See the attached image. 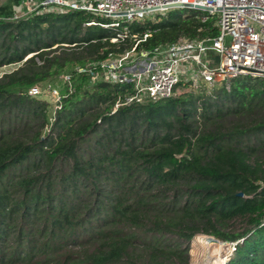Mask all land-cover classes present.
Masks as SVG:
<instances>
[{
    "label": "trees",
    "instance_id": "16d2710c",
    "mask_svg": "<svg viewBox=\"0 0 264 264\" xmlns=\"http://www.w3.org/2000/svg\"><path fill=\"white\" fill-rule=\"evenodd\" d=\"M17 3L0 5V68L17 65L0 76V264H189L197 235L238 241L226 264H264V78L123 103L131 84L73 71L147 31L138 50L215 37V18L171 9L112 42L104 17L10 19ZM65 73L55 104L28 93Z\"/></svg>",
    "mask_w": 264,
    "mask_h": 264
},
{
    "label": "built area",
    "instance_id": "2783aa9c",
    "mask_svg": "<svg viewBox=\"0 0 264 264\" xmlns=\"http://www.w3.org/2000/svg\"><path fill=\"white\" fill-rule=\"evenodd\" d=\"M66 9L84 10L108 19L101 26L119 28L112 42L128 36L127 23L171 9L205 11L207 14L200 17L203 22L215 18L219 27L215 37L181 39L150 50H138V42L150 35L147 31L142 39H135L133 35L135 42L130 49L73 68L90 82L131 84L133 92L123 103L168 98L180 82L189 83L192 88H213L241 75L264 78V0H18V8L13 10L10 19L33 11ZM60 79L71 91V75L65 73ZM44 91L55 97V101L60 99L59 87L53 83H46L42 88L31 87L28 93L38 95ZM119 104L122 103L117 102L115 107ZM237 243L222 241L230 250L225 253L227 258Z\"/></svg>",
    "mask_w": 264,
    "mask_h": 264
},
{
    "label": "rangeland",
    "instance_id": "374dc122",
    "mask_svg": "<svg viewBox=\"0 0 264 264\" xmlns=\"http://www.w3.org/2000/svg\"><path fill=\"white\" fill-rule=\"evenodd\" d=\"M8 0H0V5L6 3ZM18 8V3L14 5V9ZM150 19L155 18V15L149 16ZM108 21V19H106ZM17 67V65H11V66H5L0 68V76L5 72H10L14 70ZM53 84L60 85L62 83V80L60 77L52 82ZM41 86L40 88H42ZM188 90V87L182 86V85H176L175 90L173 93H181L183 91ZM42 97L48 100L51 104H55L56 98L50 95L47 91L42 92ZM237 228L242 229L243 225L241 222L237 223ZM197 236H205V235H197ZM205 242H208L207 244H199L196 242V236L191 240L190 242V263L189 264H226L228 259L230 258L228 255V258L225 256V252H220L218 250V246L223 245L222 241L216 240L213 237L205 236L204 238ZM230 251V250H229Z\"/></svg>",
    "mask_w": 264,
    "mask_h": 264
},
{
    "label": "bare ground",
    "instance_id": "6f19581e",
    "mask_svg": "<svg viewBox=\"0 0 264 264\" xmlns=\"http://www.w3.org/2000/svg\"><path fill=\"white\" fill-rule=\"evenodd\" d=\"M204 238L205 236H197L196 242L199 244H207L208 242H205ZM218 250H220V252H225L227 250V247L225 245H220L218 246Z\"/></svg>",
    "mask_w": 264,
    "mask_h": 264
},
{
    "label": "water",
    "instance_id": "95a60500",
    "mask_svg": "<svg viewBox=\"0 0 264 264\" xmlns=\"http://www.w3.org/2000/svg\"><path fill=\"white\" fill-rule=\"evenodd\" d=\"M198 8L205 9V8H203V7H198ZM240 195H242V193H240Z\"/></svg>",
    "mask_w": 264,
    "mask_h": 264
}]
</instances>
